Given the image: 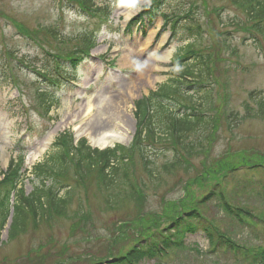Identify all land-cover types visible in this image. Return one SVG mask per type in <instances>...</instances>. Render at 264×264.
I'll return each instance as SVG.
<instances>
[{
	"label": "rangeland",
	"instance_id": "1",
	"mask_svg": "<svg viewBox=\"0 0 264 264\" xmlns=\"http://www.w3.org/2000/svg\"><path fill=\"white\" fill-rule=\"evenodd\" d=\"M199 1L201 6L196 18L202 25L203 34L197 43L198 50H202L204 57L209 55L207 49L211 48L213 55L207 61L211 69L210 75L204 78L207 88L202 92L210 96L213 110L207 113L214 116V123L205 127L200 124L189 137L190 142L200 139L203 148L198 154L188 158L177 148L182 165L180 169L171 170L169 165L177 159L176 152L166 142H138L143 147L141 152L138 151L134 102L173 78L172 72L178 70L170 65L173 54L192 43L193 39L169 43L170 33L168 28H161L160 15L145 31L135 28L129 39L124 32L125 26L149 5V0H128L111 5L108 25L101 27L91 58L76 73L75 84L82 89L94 86L95 92L85 96L80 88L72 90L64 84L61 91H57L58 103L51 109L50 118L46 119L34 109V92L40 87L39 77L5 55L10 50L15 51L18 58L23 56L25 65L37 61L36 68L47 66L50 59L41 50L22 41L11 21L35 32L42 26L53 28L62 44L54 42L42 30L37 31L41 38L50 44L52 41V46L60 50L72 48L73 39L93 29L94 23L79 17L75 11H66L63 23L57 0H0V174L7 172L12 161L16 162L15 143L24 139L27 144L24 174L18 188H23L26 194L32 193L38 182L31 170L53 152L51 145L59 134L68 132L75 143L85 139L91 146L86 129L80 126L79 120L71 122L73 118L70 117L81 118V108L88 101L98 102L99 107L103 101L115 97L116 116L111 124L112 132L119 139L104 148L121 145L130 150L128 174L138 194V198L128 200L121 192L124 189L118 187L120 192L116 191L114 196L117 197H112L113 205L109 207L105 198L110 192L101 190L94 176L88 177V186L80 185L74 191L68 218L41 221L35 228L30 224L27 231L14 240L8 239L6 226L0 237V264H93L117 260L135 247L141 249L146 242L176 241L174 235L170 237L174 232L171 221L192 208L207 217L210 227L236 244L233 256L221 250L210 255L207 239L201 230L204 224L195 220L194 226L199 231L183 235L188 250L178 252L177 257L170 255V259L164 261L166 264H238L235 259L252 260L259 247L264 248V117L257 116V100L249 99L252 91H259V96H264V46H255L250 41L241 45L236 34L224 35L233 31L234 19H242L229 2ZM180 4L179 0H166L160 12L178 13L182 9ZM145 23L148 26V21ZM182 36L183 31H180L179 38ZM76 41L79 43L81 39ZM227 45L230 50L225 48ZM100 57L113 60L114 71L104 70ZM10 74L20 80L18 89L8 81ZM114 83H118L120 89L112 88ZM199 96L194 99L202 103ZM176 100L180 107L188 106L185 98L179 96ZM248 106L250 108L246 110ZM144 158L153 165L146 167ZM243 161L252 166L238 165ZM220 164L237 169L226 174ZM66 180L70 185L75 183L73 171L68 172ZM211 192L221 194L232 208L250 212L249 225H239L229 212L222 209L220 198L206 199ZM79 202L84 213L78 210ZM142 238L147 241L142 242ZM196 249L200 253H196ZM115 262L112 264H127ZM134 264L157 263L145 257Z\"/></svg>",
	"mask_w": 264,
	"mask_h": 264
},
{
	"label": "trees",
	"instance_id": "2",
	"mask_svg": "<svg viewBox=\"0 0 264 264\" xmlns=\"http://www.w3.org/2000/svg\"><path fill=\"white\" fill-rule=\"evenodd\" d=\"M78 1L84 5L83 7H93L91 0ZM198 1H190L188 4L190 7L185 2L182 13L175 15L178 17L181 15L188 20V24L182 27V30L184 29L185 31L184 38L194 40L176 53L175 63L178 70L174 72L172 79L160 85L155 92H151L148 97L142 98L135 104V119L137 122L135 141L137 144L138 142L144 143L148 141L153 143L166 142L170 145L172 151L176 152L177 158V161L175 160L169 165L171 170L180 169L182 165V158L178 154L179 150L177 148H180L188 158L198 154V151L203 148V145L200 144V139L197 138L196 141L190 142L188 141L189 137L192 136V133L200 124L205 127L208 123H214V116H209L207 113V111L213 110L209 94L200 92L201 96L198 98L202 103H199L194 99L196 96H193L189 92L190 90L187 91L189 86H202L204 78L210 75L211 68L207 61L213 57L211 48L207 49L210 51L209 55H203L204 57H202V50H198L197 43L203 34L202 25L196 18V13H198L203 3L199 1L201 4H198ZM204 1L208 2L209 0ZM225 1L229 2L242 17L240 20L234 19L232 21L233 30L250 35L256 45L261 43L264 45V0ZM52 37L55 39L54 34H52ZM87 41L89 40L84 38L83 46H77V50H89L91 45ZM225 48L230 50L228 45ZM68 53L70 55L75 54V52ZM215 53L214 50L213 54ZM195 94L198 93L196 92ZM38 95L42 101L47 102L48 107L53 105V101L47 95L42 93ZM179 96L185 98L188 106L180 107V104L176 102ZM257 98L251 94L249 99L257 100L255 101L258 107L257 116L264 117V100ZM174 107L183 109L185 113H174ZM249 108V106L248 108L246 107V110ZM160 123L161 125H159ZM160 126L163 128H160ZM198 141L199 143L197 144ZM140 148L141 145L138 146V151H140ZM52 151L45 159L32 168L31 173L39 185L28 195L23 191V188H17L21 177V159L17 162L12 161L7 172L0 174V178L3 177V180L0 179V234L9 217L10 197L13 196L15 200L12 208V221L8 230L9 240H14L24 234L30 224L35 227L41 221L52 217L68 218L73 189H79L80 185L88 186V177L93 178L94 176L97 186L104 192H110L107 193L108 197L106 196L105 198V204L109 205V207L113 205L112 197H117L114 195H116L118 187L124 189L121 192L125 194L126 199L138 198L135 186L130 181L128 174L130 170L129 159L132 154L130 155L131 152L127 148L116 145L113 149L99 151L90 148L85 140H80L74 146L72 136L69 133H64L56 139ZM144 164L146 167L153 165L151 161L147 160L144 161ZM238 165L252 166L247 161H243ZM220 166L222 172L226 174L237 169L236 167L231 168L232 166L229 167L223 164H220ZM166 169L167 167H165ZM149 170L152 171L151 168ZM70 171H73L75 181V187L71 188L63 183L68 178V172ZM67 187L69 188L67 189ZM61 191H64L62 195H60ZM118 191L120 192V190ZM210 197H212L211 199L220 198L222 208L238 220H240L242 213H247V211L240 208H232L219 193L215 195V192H211L206 199ZM182 214L172 219L173 228L175 226L179 227V223L184 220V217L193 218L198 216L197 211L194 209L183 211ZM204 231L211 246L216 244L215 235H217L220 240H226L228 249H234L235 244L226 239L215 228L208 227ZM144 242H146V239ZM159 245H162L165 249H171L173 246H177L176 249L182 248L181 240L179 242H169V240L162 239L156 245L152 242L150 244L151 248L148 247V249H145L142 245L141 249H136V247L131 249L127 255L118 259L115 263L127 262V264H131L135 263V261L138 262L145 257L152 256V251L155 252L154 249H157ZM152 247L154 248L152 249ZM252 261L254 264H264V249L257 252L253 256Z\"/></svg>",
	"mask_w": 264,
	"mask_h": 264
},
{
	"label": "bare ground",
	"instance_id": "3",
	"mask_svg": "<svg viewBox=\"0 0 264 264\" xmlns=\"http://www.w3.org/2000/svg\"><path fill=\"white\" fill-rule=\"evenodd\" d=\"M98 104V102L94 104L88 101L81 108L83 113L81 118L72 115L70 118H73L71 121L73 123L80 121V126L86 129L85 134L92 147L104 148L119 139L118 135L112 132L111 124L112 118L116 116L114 115L116 98L110 97V99L103 101L99 105L100 108Z\"/></svg>",
	"mask_w": 264,
	"mask_h": 264
}]
</instances>
